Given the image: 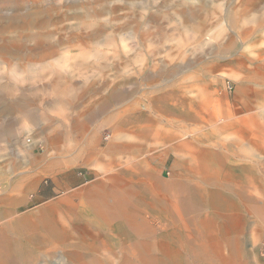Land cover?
<instances>
[{
    "label": "rangeland",
    "instance_id": "374dc122",
    "mask_svg": "<svg viewBox=\"0 0 264 264\" xmlns=\"http://www.w3.org/2000/svg\"><path fill=\"white\" fill-rule=\"evenodd\" d=\"M0 75V264H264V0H0Z\"/></svg>",
    "mask_w": 264,
    "mask_h": 264
},
{
    "label": "bare ground",
    "instance_id": "6f19581e",
    "mask_svg": "<svg viewBox=\"0 0 264 264\" xmlns=\"http://www.w3.org/2000/svg\"><path fill=\"white\" fill-rule=\"evenodd\" d=\"M12 26V24H11ZM7 28V27H6ZM203 40V39H202ZM201 40V41H202ZM206 43V42H204ZM209 43V42H208ZM208 45V44H207ZM2 46V45H1ZM2 49V48H1ZM13 56V55H12ZM11 69L13 70V72L16 71L14 65H12ZM0 80H1V75H0ZM1 82H0V93H1ZM16 90V89H15ZM119 92V91H118ZM184 92V91H183ZM182 92V93H183ZM113 93V92H112ZM188 94V92H187ZM165 98V97H164ZM169 100V99H168ZM186 100V99H185ZM184 101V100H183ZM3 100H2V96H0V110H8L9 108H13L16 103L14 102H11V103H4L2 104ZM205 102V101H203ZM188 103V102H187ZM178 104V103H177ZM182 104V103H181ZM184 104V103H183ZM175 105V104H174ZM178 106V105H177ZM72 109V108H71ZM185 109V108H184ZM88 114V113H87ZM71 119V118H70ZM89 122V121H88ZM91 122V121H90ZM116 126V125H115ZM119 126V125H118ZM117 126V127H118ZM55 130V129H54ZM116 130V129H114ZM119 132V131H118ZM121 133V132H120ZM91 134V133H90ZM115 135V134H114ZM120 135V134H119ZM118 139V137H117ZM75 138H73L72 136V130L71 129H64L63 131H56L55 133H53L52 135L49 136V139H48V142H47V146H48V149H51V147H54L56 148V151L57 153H60L63 158H66L68 159L69 161L71 160H77L79 158V152L80 150L82 149V146L81 145H78L76 142H74ZM73 141V142H71ZM71 142V143H70ZM109 144V143H108ZM116 145V144H115ZM119 145V144H118ZM49 146H51L49 148ZM115 147V146H114ZM164 147V146H163ZM117 149V148H116ZM156 150V149H155ZM154 152V151H153ZM156 152V151H155ZM47 153L48 152H45V159L46 161L48 160H51V159H54V158H49V156H47ZM151 153V152H149ZM49 155L51 153H48ZM117 156V155H116ZM95 156L94 155H91L90 157H87L86 160H89L90 158H94ZM122 158V157H120ZM90 159V160H91ZM71 161V162H74ZM89 160V161H90ZM24 161V160H23ZM37 161V158L35 156H27L26 160L24 162L26 163H35ZM53 161V163H52ZM52 161H48L49 162V166H53V164L55 163V160H52ZM47 162V163H48ZM23 163V162H22ZM26 172V171H25ZM30 175H26L25 178H23V181L29 177ZM117 177V176H116ZM124 178V177H123ZM10 179V178H9ZM43 179V178H42ZM124 180V179H123ZM111 181V180H110ZM33 182H35V178L31 180H29L27 182V184L24 185V183H22L21 187L23 188V190L25 189H29L31 188ZM130 184V183H129ZM8 186V185H7ZM20 186V184H19ZM123 186V185H122ZM11 188V183H9V186ZM129 188V187H128ZM122 190V189H121ZM125 191V190H124ZM134 191V190H133ZM59 192V191H58ZM123 192V191H122ZM131 192V191H130ZM124 193V192H123ZM31 195V194H30ZM134 196V195H133ZM15 196H6V197H2L0 198V202L1 201H5L7 200L8 202V205H11V206H14L15 205ZM139 198V197H138ZM139 201V200H138ZM137 201V202H138ZM136 202V203H137ZM187 202V201H186ZM182 203V202H181ZM180 203V204H181ZM192 203V202H191ZM20 205V204H19ZM141 205V204H140ZM185 208V207H184ZM0 216L1 214L3 215V211L0 210ZM136 213V212H135ZM141 216V215H140ZM18 222V221H17ZM17 224V223H15ZM150 245V244H149ZM146 249V248H145ZM153 253V252H152ZM23 252L21 250V248H19L14 242L13 240L9 239L7 236L3 235L0 233V260H4V259H11V258H17L18 256L22 255ZM25 257V256H24ZM151 259V258H149ZM129 260V259H128ZM130 262V261H129ZM133 263V262H132Z\"/></svg>",
    "mask_w": 264,
    "mask_h": 264
},
{
    "label": "crops",
    "instance_id": "0c3cea01",
    "mask_svg": "<svg viewBox=\"0 0 264 264\" xmlns=\"http://www.w3.org/2000/svg\"><path fill=\"white\" fill-rule=\"evenodd\" d=\"M62 172V169L57 172V175L54 177H51V182L54 184V191L56 190H63V191H69L71 186L79 185L81 182H78L80 180V177L82 176L80 172L78 173H67L66 176L63 178V183L65 185H62V183L59 181L58 176H60ZM98 177L97 174L94 172V178ZM85 178V176H84Z\"/></svg>",
    "mask_w": 264,
    "mask_h": 264
}]
</instances>
